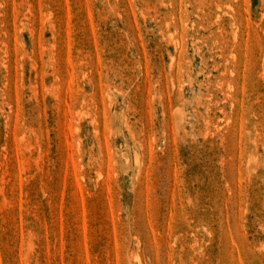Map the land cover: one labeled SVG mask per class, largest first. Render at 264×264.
<instances>
[{
	"label": "rangeland",
	"instance_id": "obj_1",
	"mask_svg": "<svg viewBox=\"0 0 264 264\" xmlns=\"http://www.w3.org/2000/svg\"><path fill=\"white\" fill-rule=\"evenodd\" d=\"M0 264H264V0H0Z\"/></svg>",
	"mask_w": 264,
	"mask_h": 264
}]
</instances>
